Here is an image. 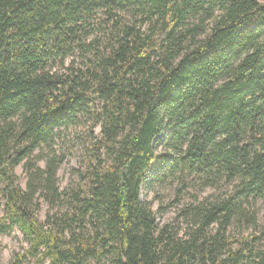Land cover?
Wrapping results in <instances>:
<instances>
[{
    "label": "trees",
    "instance_id": "1",
    "mask_svg": "<svg viewBox=\"0 0 264 264\" xmlns=\"http://www.w3.org/2000/svg\"><path fill=\"white\" fill-rule=\"evenodd\" d=\"M151 178L212 192L159 225ZM0 184L8 264H264V1L0 0Z\"/></svg>",
    "mask_w": 264,
    "mask_h": 264
},
{
    "label": "rangeland",
    "instance_id": "2",
    "mask_svg": "<svg viewBox=\"0 0 264 264\" xmlns=\"http://www.w3.org/2000/svg\"><path fill=\"white\" fill-rule=\"evenodd\" d=\"M264 1V0H261ZM81 129H79V132ZM99 130H97L98 133ZM73 151L68 154L66 160L61 165L58 172V183L61 189L65 188L70 180L72 175V169L78 166L79 154L82 150L83 144L76 139L75 132L69 130L65 134V138H56V142L54 148L58 150V152H64L67 150V146L73 143ZM70 144V145H71ZM161 148L159 147V150ZM39 151H36L37 154ZM38 164L40 166L45 165V161H39ZM14 173L18 176V183L23 188H26L27 184V173L23 167V164L18 165L14 169ZM0 188H2V184H0ZM212 192L210 189H206L200 191L199 187L196 191L187 190L186 192L181 193L180 201L178 202L176 199L177 191L176 185H171L169 183H163L159 181L157 178H151L149 182L143 187L141 192L142 200L149 201L153 207V210L157 214V222L159 225H163L167 222L174 220L179 216L180 210L186 204L191 202H195V194L203 198L207 194ZM1 196V195H0ZM40 209L38 215L41 220L46 221L48 214L53 213L55 211L60 210V207L57 206L55 208H51L49 203L44 200V198L39 199ZM2 202H4L2 197ZM258 212V225L264 224V202L259 201L257 204ZM6 214L5 205L2 203L0 206V215L3 216ZM182 220V219H180ZM183 224V223H182ZM259 227V229H260ZM238 238H246L250 237L254 232L253 227L245 225L243 228H234L233 229ZM261 248H264V236L258 241ZM238 243H235L234 246H237ZM30 246V242L24 233L17 227L14 226L11 230L0 233V264H8L10 260L13 258L15 252L23 251L25 248ZM32 262H27L26 264H31ZM104 264V263H102Z\"/></svg>",
    "mask_w": 264,
    "mask_h": 264
}]
</instances>
